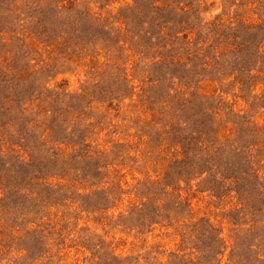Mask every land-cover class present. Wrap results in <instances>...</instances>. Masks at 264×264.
Listing matches in <instances>:
<instances>
[{"label": "rangeland", "instance_id": "374dc122", "mask_svg": "<svg viewBox=\"0 0 264 264\" xmlns=\"http://www.w3.org/2000/svg\"><path fill=\"white\" fill-rule=\"evenodd\" d=\"M0 264H264V0H0Z\"/></svg>", "mask_w": 264, "mask_h": 264}]
</instances>
